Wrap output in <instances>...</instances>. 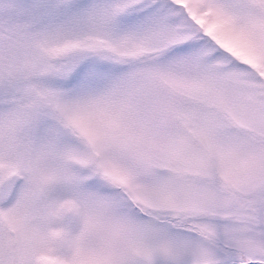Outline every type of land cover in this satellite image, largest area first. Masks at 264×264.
I'll return each mask as SVG.
<instances>
[{"label":"snow or ice","instance_id":"snow-or-ice-1","mask_svg":"<svg viewBox=\"0 0 264 264\" xmlns=\"http://www.w3.org/2000/svg\"><path fill=\"white\" fill-rule=\"evenodd\" d=\"M0 264H264V0H0Z\"/></svg>","mask_w":264,"mask_h":264}]
</instances>
